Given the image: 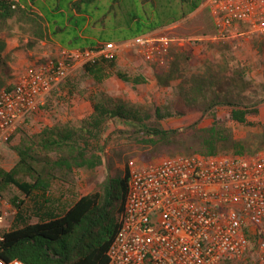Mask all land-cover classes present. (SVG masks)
I'll use <instances>...</instances> for the list:
<instances>
[{"label":"trees","instance_id":"1","mask_svg":"<svg viewBox=\"0 0 264 264\" xmlns=\"http://www.w3.org/2000/svg\"><path fill=\"white\" fill-rule=\"evenodd\" d=\"M26 1L0 0V88L8 87L12 78L7 36L3 34L10 20L29 34V49L52 40L68 50L96 51L106 42L123 43L153 32L171 37L165 29L182 22L204 2L31 0V6H25ZM176 32L189 34L183 27ZM229 43H207L213 53L195 71L183 65L189 61L183 52L174 56L167 68L137 59L138 66L151 67L159 88L175 85L183 109L154 101L135 103L107 91L109 79L120 80L133 89L148 82L143 72L128 74L118 69L117 56L98 57L81 67L93 89L81 87L72 77L60 82L50 94L52 103L56 101L61 108L86 94L84 100L93 112L77 124L54 123L35 134L21 129L20 143L13 147L9 144L18 160L10 171L0 169V196L14 187L30 202L35 199L31 208L24 206L25 200H11L17 209L16 221L9 230L0 232V259H19L27 264L108 263L107 251L120 228L130 170L126 164L122 175L109 177L100 189L72 205L58 204L50 197L52 182L63 181L78 170L93 172L102 166L111 170L116 161L128 162L138 153L143 160L151 161L195 154L249 157L263 151L264 122L249 118L259 116L264 106V81L252 80L250 66L231 52L234 47ZM220 109H227L231 121L250 130L236 137L219 116ZM187 112L196 113L198 119L177 128L164 126V121ZM116 135L122 142L113 145L110 152L115 155L109 157L107 148Z\"/></svg>","mask_w":264,"mask_h":264},{"label":"built area","instance_id":"2","mask_svg":"<svg viewBox=\"0 0 264 264\" xmlns=\"http://www.w3.org/2000/svg\"><path fill=\"white\" fill-rule=\"evenodd\" d=\"M202 7L215 27L211 42L264 34V0H204ZM181 42L153 32L36 60L0 88V159L53 89L84 64L129 49L143 64L167 68ZM12 210L0 196V225ZM250 252L264 264V150L249 157L179 155L130 168L107 264H235Z\"/></svg>","mask_w":264,"mask_h":264},{"label":"rangeland","instance_id":"3","mask_svg":"<svg viewBox=\"0 0 264 264\" xmlns=\"http://www.w3.org/2000/svg\"><path fill=\"white\" fill-rule=\"evenodd\" d=\"M183 27L189 34L180 35L176 32L177 28ZM172 34V38L182 39L184 42L177 43L173 47L172 59L174 56L183 52V55L189 58L186 68L190 70H198L202 62L209 57L213 51L207 49V43H214L210 41V38L215 34V28L210 16L206 14V11L200 7L196 12L189 15L182 22L170 26L165 29ZM5 36H7L8 48L7 53L10 55V65L13 69L12 78L8 80V83L14 81L21 73H23L33 62L38 59H47L49 57L61 58L64 51L61 50L59 45H56L55 41L47 40L45 43H40L33 49H29L28 41L29 34H26L15 20H10L7 26L4 28ZM182 37V38H181ZM184 37V38H183ZM229 44H232L234 49L231 52L238 57V59L247 63L250 66V75L253 81L261 83L264 81V34L257 36H247L238 39H234ZM218 43V42H215ZM171 59V60H172ZM118 69L128 74H137L143 72L148 77L146 84L138 86L133 89L117 79H109L106 82L107 91L112 93L116 97H125L135 103L154 101L158 105H169L172 109H183V104L180 98L177 96L174 89V84L168 88H159L154 80V75L149 65L138 66L137 57L134 52L126 49L118 56ZM137 64V65H136ZM75 82H78L81 87L86 89H93L91 81L84 77L82 70H78L71 76ZM87 91V90H86ZM86 96V94H85ZM75 97L71 102V105H63L61 108L57 106L56 101L51 102L52 96L45 99L44 103L39 107L38 112L30 120V122L22 129L27 133L35 134L43 129L46 125H53L56 120L61 119L59 122L65 124L61 117L66 113L74 114L76 111L88 112L89 104H86L84 97ZM87 97V96H86ZM75 100V101H74ZM219 116L221 119L233 129L236 137H241L250 128L234 123L230 120L227 109H220ZM196 113L187 112L185 115L176 116L175 118L164 121L166 128H177L191 123L198 119ZM253 122H264V106L261 109L259 116L249 118ZM256 131V130H253ZM22 133L13 139L10 144L11 147L16 146L21 141ZM114 141L111 142V146L107 148L108 156L115 155L111 153L110 149L113 145L121 143V139L118 135L113 136ZM133 156L127 162L116 161L114 167L111 170H107L105 166L99 167L96 171L87 172L85 170H78L74 174L65 176L62 180H54L50 187V193L55 195L57 192L63 190L68 196L62 205H72L80 197L100 189L102 184L109 177L116 179L118 175H122L126 164L130 168L132 167H144L150 163L159 162L161 159L170 157L163 156L151 161H145L141 158V155ZM132 155V153H131ZM128 157L127 154L123 155ZM18 160L17 154L8 148L5 151L3 158L0 160V169L10 171ZM109 161V160H108ZM62 181V182H61ZM18 200H25V207H30L29 200L25 199L14 187H10L2 194V199L6 201L12 207V215L6 220L3 225H0V232L4 229H10L13 227L16 221L17 209L11 204L13 198ZM37 219H34L36 221ZM235 264H256L255 256L242 260Z\"/></svg>","mask_w":264,"mask_h":264},{"label":"crops","instance_id":"4","mask_svg":"<svg viewBox=\"0 0 264 264\" xmlns=\"http://www.w3.org/2000/svg\"><path fill=\"white\" fill-rule=\"evenodd\" d=\"M40 1L43 2V0H40ZM24 3H25L24 4L25 6H31V0H27ZM36 11L39 12L42 15V12L40 10L36 9ZM55 42H56V45L60 46L62 51L68 50V49H65V48L61 47L62 45L58 41H55ZM41 43H45V42H41ZM85 102H86V104H89V111L88 112L76 111L73 115L69 114V113H66V115H64V116L61 115L62 119L65 120L64 123L65 122L66 123L71 122V123L77 124V123H79V121H81V120L87 118L88 116H90L92 114V112H93L91 104L89 102H87V101H85ZM260 113H261V110H260ZM60 120L61 119L56 120V123L61 124V122H59ZM67 196L68 195L63 190L57 192L55 195H52V194L50 195V197L54 198L58 202V204H61L62 202H64V200H66L68 198ZM34 199L35 198L32 197V201L31 202L29 201L30 208L32 207V204L34 203Z\"/></svg>","mask_w":264,"mask_h":264}]
</instances>
